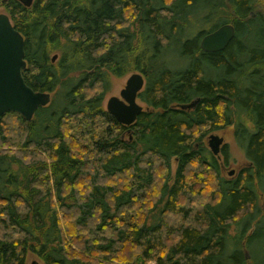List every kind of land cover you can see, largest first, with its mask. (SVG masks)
Masks as SVG:
<instances>
[{"label": "trees", "instance_id": "trees-1", "mask_svg": "<svg viewBox=\"0 0 264 264\" xmlns=\"http://www.w3.org/2000/svg\"><path fill=\"white\" fill-rule=\"evenodd\" d=\"M0 4L25 83L51 94L30 121L0 117V264H264V0ZM224 24L232 40L203 52ZM135 72L145 109L125 126L102 102ZM228 126L248 161L233 177L204 141Z\"/></svg>", "mask_w": 264, "mask_h": 264}, {"label": "water", "instance_id": "water-1", "mask_svg": "<svg viewBox=\"0 0 264 264\" xmlns=\"http://www.w3.org/2000/svg\"><path fill=\"white\" fill-rule=\"evenodd\" d=\"M29 7L33 0H17ZM235 35L232 24H224L206 34L200 41L203 52H218L223 50ZM24 38L13 26L5 13H0V117L14 112L30 121L40 107L46 106L51 99L48 92L34 91L24 81L22 72L26 68ZM56 55L52 60H55ZM144 78L140 73H132L126 80L119 97H110L105 105L106 111L122 125L129 126L135 122L143 111L137 103L138 94L144 88ZM198 101H193L180 108H192ZM223 140L216 134L209 136L207 146L211 153L219 157ZM230 172L229 175H232ZM248 258V255H246ZM31 264H38L32 262Z\"/></svg>", "mask_w": 264, "mask_h": 264}, {"label": "rangeland", "instance_id": "rangeland-1", "mask_svg": "<svg viewBox=\"0 0 264 264\" xmlns=\"http://www.w3.org/2000/svg\"><path fill=\"white\" fill-rule=\"evenodd\" d=\"M259 10H261L264 13V5H259ZM4 12H5L4 6H2L0 4V13H4ZM56 58H57V56H56ZM184 65H185L184 63H178L176 65V67H182ZM129 75H131V73L127 74V75H125L123 77H119V78L112 77L111 78L110 88H109L108 92L105 94L103 102H102V105H103L104 108H105L107 100L110 97H112V96L119 97V93L124 88L126 80L128 79ZM137 103L139 105H141L143 109H145V105L141 101H139V99L137 100ZM7 122L9 123V125L13 124L14 123L13 122V117H8L7 118ZM211 134H216L218 137L222 138V140H223L222 146L227 145V147H228L229 161H228V163L226 165L223 164V159H222V157L220 156V153H219V157L218 158H219V163L221 164L220 165L221 166V174L224 177L236 176L241 168L246 167L248 165V161H247V159L245 158L243 152L241 151V149L238 147L237 143L234 140L233 126H228V127H225V128H223V129H221L219 131H215V132H211V133L207 134L206 137L204 138L206 146H207V142H208L209 136ZM6 148L4 147V150H6ZM15 148H16V146L10 145L8 149L12 150V151H16ZM23 154L26 157L31 156L29 151L25 152ZM175 166H176L175 165V161L172 160V162H171V175L175 171ZM230 172H233V174L229 175ZM161 173H164V171H161ZM0 216L2 217L1 213H0ZM0 237H3L2 231H0ZM70 249H72V251H73L72 252L70 250V252H69L70 257H74V256L75 257H82V251L78 247H76L74 245H71ZM261 250H263L261 248V246H258V247L255 248V251L258 253L259 261L263 262L264 255L262 254ZM98 255H100V254H98ZM97 258H94L93 263H91V264H97L96 263L97 262ZM103 258H102V260L99 258V260L101 262L102 261L108 262L107 261L108 259H106V258L103 259ZM100 261H98V262H100ZM32 262H36L38 264H44V262L42 261V259L39 256H37L34 253L28 252L27 255H26L24 264H31ZM116 263H120V260H117V262L116 261L112 262V264H116ZM149 264H152V263H149Z\"/></svg>", "mask_w": 264, "mask_h": 264}]
</instances>
